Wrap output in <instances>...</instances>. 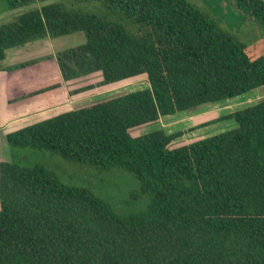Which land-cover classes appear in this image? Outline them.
<instances>
[{"label": "trees", "instance_id": "1", "mask_svg": "<svg viewBox=\"0 0 264 264\" xmlns=\"http://www.w3.org/2000/svg\"><path fill=\"white\" fill-rule=\"evenodd\" d=\"M34 1L0 23V60L37 38L82 30L84 40L4 66L8 102L76 67L98 70L102 84L144 74L148 85L4 132L0 264H264V97L199 124L230 127L176 145L188 128L129 132L264 86V51L248 50L264 37V0H222L235 17L225 27L188 0H96L93 10L88 0H0V13ZM28 149L126 172L133 186L115 200L63 181Z\"/></svg>", "mask_w": 264, "mask_h": 264}, {"label": "rangeland", "instance_id": "2", "mask_svg": "<svg viewBox=\"0 0 264 264\" xmlns=\"http://www.w3.org/2000/svg\"><path fill=\"white\" fill-rule=\"evenodd\" d=\"M207 16L222 21L221 27L235 23V17L225 11L224 1L218 0H188ZM228 4V1L225 0ZM96 0H88L85 6L94 9ZM41 2L34 1L30 4L6 10L0 13V23L12 18L18 12L32 6H39ZM84 3L82 2L81 5ZM84 7H81V9ZM227 8H231L228 4ZM97 9V7H96ZM85 10V8H84ZM223 15V17H221ZM224 22V23H223ZM253 29H246L251 31ZM84 40L82 30L72 31L70 33L58 35L55 37H42L33 39L23 45L5 50V55L0 60V159L9 157L8 149L2 136L4 130L18 127L24 123L33 121L40 117L50 115L57 111L77 107L92 101L111 96L126 90H133L147 86L144 74L134 75L111 83H100V73L98 70L88 71L76 67L75 73L65 78L62 84L49 92H44L32 96L16 95L11 101L6 100L4 92V83L10 71L3 69L6 65L14 64L17 61L35 58L52 54L53 52L75 46ZM249 45V53L257 55L264 51V37L254 40ZM52 57L44 58V62H52ZM49 64V63H48ZM52 66V63L49 64ZM264 97V86L240 93L230 98H225L216 102H208L191 109L177 111L168 115L160 116L152 122H146L129 128L132 135L143 133L153 128L160 127L164 131H172L181 128H188L184 134L173 140L172 145L189 141L191 139L218 131L221 128L233 125V119L224 118L209 123L199 125L216 116L222 115L233 109L249 104L256 99ZM232 120V121H231ZM192 127V128H191ZM28 149L27 159L32 162L41 160L47 164L50 169L63 181L77 184H83L94 192L100 194H111L115 200H120L125 196L127 190L132 188L133 184L127 181L131 180L130 174L121 171H95L93 168L83 164L69 162L57 155H49L46 151L32 152ZM123 173V174H122ZM130 182V181H129ZM129 197V194H128Z\"/></svg>", "mask_w": 264, "mask_h": 264}, {"label": "crops", "instance_id": "3", "mask_svg": "<svg viewBox=\"0 0 264 264\" xmlns=\"http://www.w3.org/2000/svg\"><path fill=\"white\" fill-rule=\"evenodd\" d=\"M31 41V40H30ZM29 42V41H28ZM9 75V74H8ZM8 75H7V77H8ZM6 77V78H7ZM62 84V83H61ZM60 86V85H59ZM59 86H57V87H59ZM57 87H55V88H57ZM55 88H53V89H55ZM53 89H50V90H47V91H44V92H49V91H52ZM44 92H41V93H44ZM37 94H40V93H37ZM34 95H36V94H34ZM28 96H32V95H28ZM68 109V108H67ZM166 115H168V114H166ZM161 116H164V115H161ZM160 117V116H159ZM229 119H231V118H229ZM232 121V120H231ZM5 125H6V122H5V124L3 125V126H0V133H1V127L3 128V127H5ZM16 128V127H15ZM4 129V128H3ZM12 129H14V128H12ZM221 129H223V128H221ZM221 129H219V130H221ZM8 130H11V129H6V130H4V132H6V131H8ZM218 130V131H219ZM4 132H3V134H2V136H3V138H4ZM210 134V133H209ZM207 135V134H206ZM4 143H5V145H6V142H5V138H4ZM7 147V146H6ZM1 160V159H0Z\"/></svg>", "mask_w": 264, "mask_h": 264}]
</instances>
